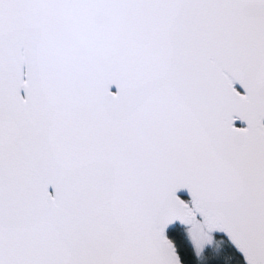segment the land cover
I'll return each instance as SVG.
<instances>
[{"label":"snow or ice","instance_id":"1","mask_svg":"<svg viewBox=\"0 0 264 264\" xmlns=\"http://www.w3.org/2000/svg\"><path fill=\"white\" fill-rule=\"evenodd\" d=\"M0 264H264V0H0Z\"/></svg>","mask_w":264,"mask_h":264},{"label":"trees","instance_id":"2","mask_svg":"<svg viewBox=\"0 0 264 264\" xmlns=\"http://www.w3.org/2000/svg\"><path fill=\"white\" fill-rule=\"evenodd\" d=\"M215 246H218V242H217V244H216V245H214V247H215Z\"/></svg>","mask_w":264,"mask_h":264}]
</instances>
